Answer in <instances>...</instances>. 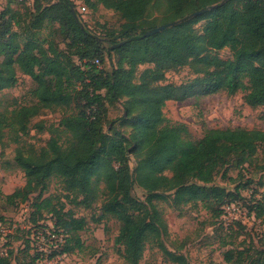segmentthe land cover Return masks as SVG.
Here are the masks:
<instances>
[{
  "label": "trees",
  "instance_id": "obj_1",
  "mask_svg": "<svg viewBox=\"0 0 264 264\" xmlns=\"http://www.w3.org/2000/svg\"><path fill=\"white\" fill-rule=\"evenodd\" d=\"M167 1L172 19L165 24L219 5L204 15L206 56H202L198 38L186 30L189 22L145 37L147 32L159 27L144 25L154 0H95V4L114 11L124 21L119 31L106 38L91 33L71 0H59L58 4L45 8L37 6L36 21L29 28L23 26L20 14L16 13L10 21H15L16 27L27 35L22 45L15 44L20 35L12 32L10 24L5 30L0 26V58L4 57L0 60V93L16 85V67L36 83L32 105L0 113L2 136L10 131L13 142L19 144L28 134L30 121L43 110L72 107L73 97L82 101L72 115L62 120L61 127L73 135L70 146L60 145L53 138L40 153L23 148L16 151L15 162L27 181L6 199L12 204H23L31 195L44 193L52 177L61 179L69 190L87 197L95 194L96 184L104 183L103 213L121 223L118 243L124 248L129 264H140L150 240L159 244L176 263L189 264L184 256L171 253L162 243V230L155 219L154 211L156 214L157 211L153 205L161 197L159 191L175 190L184 202L207 201L215 194L219 198L221 218L223 207L240 197L238 193L230 194L213 185L218 171L232 156L242 161L253 158L264 144L263 131L246 129H212L200 141L192 142L183 137L185 130L167 125L163 115L167 102L183 100L196 88L206 95L220 91L229 95L246 93L249 106L264 107V0ZM86 2L95 7L91 0ZM45 21L60 25L71 41L70 49L79 50L81 58L88 59L83 66L64 61L65 54L51 46L49 50L38 46L33 30L40 29ZM122 43L120 48H111ZM224 49H230L231 60L218 56ZM107 51L120 55L118 67L111 72L93 64L95 60L103 63ZM146 64L154 68L144 71L140 83L136 84L137 69ZM186 65L197 67L203 76L191 86L159 85L169 71ZM70 87L74 94L68 92ZM123 97L128 99L126 112L134 132L131 140L136 143L138 155L143 154L135 172L129 164L128 139L118 134L110 136L104 131L106 105L118 103ZM126 121L123 118L124 125ZM167 171L173 174L172 178L165 175ZM193 180L203 186L192 183ZM251 181L245 187L249 188ZM136 184L147 192L146 202L136 196ZM254 208L260 212L259 217L263 216L264 196ZM49 214L53 216L52 228L38 224L33 227L37 232L44 231V235L49 231L64 237L49 259L75 254L74 239L85 230L86 220L73 214L64 218L56 211ZM24 243L25 248L16 254L9 249L8 257H0V264H14L18 255L29 258V264L40 261L44 254L38 251L31 254L30 239ZM227 258L231 261L230 255Z\"/></svg>",
  "mask_w": 264,
  "mask_h": 264
},
{
  "label": "rangeland",
  "instance_id": "obj_2",
  "mask_svg": "<svg viewBox=\"0 0 264 264\" xmlns=\"http://www.w3.org/2000/svg\"><path fill=\"white\" fill-rule=\"evenodd\" d=\"M95 4V0H91ZM83 24L96 36L106 38L112 32L121 29L124 21L112 10L100 4L95 7L86 0H71ZM59 0H0V26L3 30L10 24L14 34L20 37L15 44H23L28 38L24 31L18 29L15 21H10L17 13L25 28H29L36 21V8L56 5ZM206 13L190 18L181 24L187 23L186 30L198 38L202 56H206V42L204 27ZM172 19L167 0H154L150 5L144 25L161 26ZM184 19V18H182ZM178 19L176 21H180ZM175 22V21H174ZM172 23V22H167ZM180 24V25H181ZM179 26V25H178ZM177 27V26H176ZM35 39L43 50L51 46L65 54L64 61H71L76 66H83L87 58H81L79 50L70 49V40L56 22L45 21L40 29H34ZM123 46V45H122ZM115 49L114 46L111 47ZM120 48V47H118ZM39 53V50L36 51ZM218 56L223 60H231L230 49L219 51ZM52 56V49L49 52ZM1 61L4 60L2 56ZM119 53L112 51L105 53V60L101 62V69L111 72L118 67ZM154 68L152 64L141 65L135 75V83L139 84L144 71ZM17 83L14 87L0 93V113L12 111L19 107L32 105L35 100L33 91L36 89L35 81L23 74L18 67ZM193 65L171 70L166 75L163 85L176 87L191 86L197 78L203 75L197 72ZM72 92V88L68 89ZM105 94V93H104ZM246 93L239 92L229 95L220 91L212 95L204 94L202 89L192 90L191 96L178 101L167 102L163 109L166 124L185 130L184 138L192 142L200 141L208 130L246 129L261 130L264 132V107H251L245 101ZM123 97L118 103L106 105L104 117V131L110 135H121L128 139L129 164L133 172L136 171L140 156L136 143L131 140L134 134L131 127V118L127 117L126 102ZM81 99L73 97L72 107L66 109L52 108L43 110L30 121L28 134L16 144L12 139V132L5 131L0 134V229L5 230L8 249L15 251L25 248L24 241L29 239V228L34 226H52L53 216L49 213L56 211L64 218L69 215L86 220V228L76 234L74 239L75 254L69 256H56L49 259V253L41 256L36 264H129L125 259L124 248L118 243L121 223L112 216L104 215L105 184H96L95 194L86 196L69 190L66 184L57 177H52L44 193L30 196L28 201L12 204L6 199L18 189L26 185V176L16 164L15 156L19 148L27 152L40 153L47 148L48 143L56 138L60 145L70 146L73 135L61 127L62 120L75 112ZM126 118V124L123 123ZM243 162H245L243 164ZM165 175L172 178L173 174L167 171ZM251 185L245 187V183ZM192 183H198L193 180ZM203 186V184L198 183ZM214 186L220 187L227 193H238L237 199L231 207L230 215L219 217V198L213 196L207 201L195 200L181 201L175 190L162 188L161 197L154 200L155 219L162 230V243L171 253L184 256L189 264H264V210L259 217V211L254 206L261 202L264 196V144L260 145L257 154L242 161L240 157H230L227 165L220 168L215 178ZM135 194L142 201L148 199L147 192L135 185ZM232 205V204H230ZM222 209V208H221ZM36 220V222H35ZM58 238V237H57ZM59 239H64L60 237ZM58 240V239H57ZM56 241H49L40 236L33 241L31 254L35 251L48 249L56 245ZM145 254L140 264H178L169 257L159 244L150 240L146 245ZM231 261H227V256ZM14 264H29L30 259L18 255Z\"/></svg>",
  "mask_w": 264,
  "mask_h": 264
},
{
  "label": "built area",
  "instance_id": "obj_3",
  "mask_svg": "<svg viewBox=\"0 0 264 264\" xmlns=\"http://www.w3.org/2000/svg\"><path fill=\"white\" fill-rule=\"evenodd\" d=\"M94 65H96L98 68H101V62L99 60H95L93 62ZM234 203V202H233ZM233 203H227L224 207H223V211H224V215L223 217L226 215V213H228V215H230V206H233V209L235 208V206L233 205ZM232 204V205H230ZM53 227V225L51 226V228ZM29 231L31 232V235L29 237V239L31 240V245L33 244V241H35V239H40V236H43V240L44 239H49V241H56V245H52L49 246L48 249L45 250H38V252L46 254L49 253L50 255L59 249L60 244L63 243L62 239H59L60 237L63 236H58L52 232L46 231L47 235H44V231H40L37 232L34 228H29ZM5 230L3 228L0 229V257H8L9 256V249L7 248L8 242L6 240V237H9L8 235L5 236ZM58 237V238H57ZM58 239V240H57ZM33 247V246H32ZM34 248V247H33ZM49 255V256H50Z\"/></svg>",
  "mask_w": 264,
  "mask_h": 264
},
{
  "label": "water",
  "instance_id": "obj_4",
  "mask_svg": "<svg viewBox=\"0 0 264 264\" xmlns=\"http://www.w3.org/2000/svg\"><path fill=\"white\" fill-rule=\"evenodd\" d=\"M224 3H222V4H224ZM218 7H219V5H215L213 7L207 8L205 10H201L199 12H195L194 14H192L190 16V18H194V17L201 16L204 13H207V12L213 10V9L218 8ZM73 12H74V14H76L75 11H73ZM186 20H187V18H184V19H182L180 21H175V22H172V23H168V24L161 25V26H159L157 28H154L153 30H150L149 32H147L146 35H145V37H151V36L157 35L159 33H162V32H164V31H166L168 29H171V28H174V27L180 25L181 23L185 22ZM122 45H123V43L122 44H119V45H115L114 48L116 49L118 47H121Z\"/></svg>",
  "mask_w": 264,
  "mask_h": 264
}]
</instances>
